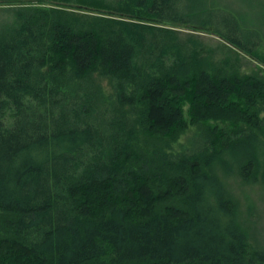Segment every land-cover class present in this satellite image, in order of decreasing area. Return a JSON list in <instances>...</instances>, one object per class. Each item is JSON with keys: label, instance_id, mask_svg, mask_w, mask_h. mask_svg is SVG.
Segmentation results:
<instances>
[{"label": "trees", "instance_id": "obj_1", "mask_svg": "<svg viewBox=\"0 0 264 264\" xmlns=\"http://www.w3.org/2000/svg\"><path fill=\"white\" fill-rule=\"evenodd\" d=\"M29 1L121 20L18 7L0 22V264H264L223 183L264 185V75L187 56L153 24L212 26L264 65L260 44L207 0ZM209 121L232 128L171 153Z\"/></svg>", "mask_w": 264, "mask_h": 264}, {"label": "rangeland", "instance_id": "obj_2", "mask_svg": "<svg viewBox=\"0 0 264 264\" xmlns=\"http://www.w3.org/2000/svg\"><path fill=\"white\" fill-rule=\"evenodd\" d=\"M208 6L219 10V19L227 20L228 24L237 26L239 38L245 42L253 40L260 46L257 48L259 57L264 59V0H207ZM18 7L34 9H62L69 14L80 17L100 16L114 20L121 18L110 16L107 13L96 11L95 9L81 7L74 2L52 3L35 2L24 0L12 4L0 5V22L10 18L12 10ZM158 27L168 28L175 32L176 43L183 49V54L190 55L198 52L202 57H206L212 65L225 64L230 68L239 70L242 75H264V65L257 59L252 58L238 51L231 45L224 42L213 32L210 26L206 30L189 26L153 24ZM228 61V62H226ZM226 62V63H225ZM99 82L106 96L112 95V89L106 79L100 78ZM191 102L189 97L182 104L184 119L190 121ZM260 117H264V108L259 111ZM232 128L230 124L220 121L203 122L200 126H190L185 132L180 134L177 141L171 142V153L173 155L186 154L194 151L196 144L201 137L215 128ZM209 129V130H208ZM208 130V131H207ZM159 140V139H158ZM167 140V137L160 139ZM165 142V141H164ZM229 198L235 209L236 220L242 227L249 243L264 252V185L244 182L241 177L234 174L223 177ZM156 186L157 184L154 183ZM135 194L128 195L130 202L135 198Z\"/></svg>", "mask_w": 264, "mask_h": 264}]
</instances>
